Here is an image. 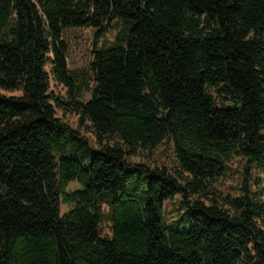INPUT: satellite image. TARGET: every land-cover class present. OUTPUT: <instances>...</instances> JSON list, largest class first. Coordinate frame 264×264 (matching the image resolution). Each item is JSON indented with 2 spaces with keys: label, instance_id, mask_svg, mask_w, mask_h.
Instances as JSON below:
<instances>
[{
  "label": "trees",
  "instance_id": "obj_1",
  "mask_svg": "<svg viewBox=\"0 0 264 264\" xmlns=\"http://www.w3.org/2000/svg\"><path fill=\"white\" fill-rule=\"evenodd\" d=\"M77 28L114 33L89 73ZM163 144L173 170L133 161ZM0 264H264V0H0Z\"/></svg>",
  "mask_w": 264,
  "mask_h": 264
},
{
  "label": "rangeland",
  "instance_id": "obj_2",
  "mask_svg": "<svg viewBox=\"0 0 264 264\" xmlns=\"http://www.w3.org/2000/svg\"><path fill=\"white\" fill-rule=\"evenodd\" d=\"M114 38V33L109 30L104 33L102 37L97 36V32L91 28H77V29H67L64 31L63 40L68 46L67 60L69 68L78 72L90 71V66L93 61V51L96 47L102 46L106 42H111ZM51 92L56 96L66 99L67 89L54 81L51 84ZM8 95H19L20 92L8 93ZM90 95L86 94V99H89ZM57 115L59 118L68 121L74 127L79 125V118L69 112L65 113L62 110H57ZM82 132L91 137L93 141H96L94 136L92 126L90 123H86L82 128ZM144 160H149L148 162L155 165H166L170 170L175 167V157L173 150L169 145L163 144L157 150L151 153H144L142 156L135 157L133 161L142 162ZM242 163L240 159H235L228 167L227 174L220 178L217 183L213 184L210 188L209 198H215L219 204L228 209V202L232 196L239 195V183L241 180ZM79 189L77 183H71L68 191H75ZM179 197H175L172 201H168L164 206V215L169 222L175 221L178 217L184 213L180 210ZM207 201V200H206ZM210 203V201H207ZM67 205H61V214H65L69 211ZM108 209L105 208V213ZM102 233L105 236H111V228L108 220H104L101 225Z\"/></svg>",
  "mask_w": 264,
  "mask_h": 264
}]
</instances>
